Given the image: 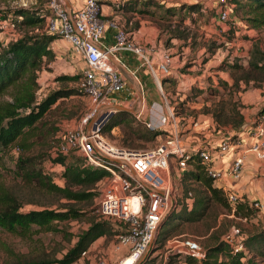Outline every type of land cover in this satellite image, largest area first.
I'll list each match as a JSON object with an SVG mask.
<instances>
[{
	"label": "rangeland",
	"instance_id": "374dc122",
	"mask_svg": "<svg viewBox=\"0 0 264 264\" xmlns=\"http://www.w3.org/2000/svg\"><path fill=\"white\" fill-rule=\"evenodd\" d=\"M162 1L167 2V4L199 2L202 9L198 11L183 9L181 12L170 13L166 11L162 4H150L148 6L144 5L142 12L136 10L138 14L133 16L139 17H129V15L125 14L117 18V21L126 31L130 32V30L135 28L136 23L138 24L139 20H141L145 27L144 30L147 31L145 35L151 37L146 44L141 45L169 50L174 62L172 61V71L167 74L162 73L160 76L162 90L166 97H163L159 89L161 103L163 104L165 99H167L169 104L174 106L178 117L179 132L182 138H185L187 126L196 115L194 110H198L192 106L193 104L207 101L212 105L218 99L224 98V100L233 99L239 105V92L254 86V83H256L254 79L246 82L243 75L247 70V60L250 57V49L253 43L264 47V25L254 26L246 21L243 17V10H235L234 12L232 10L231 15L235 16L236 23H231L229 20L219 22L216 18V10L220 7L222 0ZM120 2H123V0H120ZM37 4V0H0V11L2 13L10 11L12 15L11 22L15 23V26L11 23L7 24L0 31L3 45H6L10 40H15L25 32L31 33L40 30V28L38 29L32 25H20L18 23L19 17L12 14V10L18 7H32ZM118 7L121 8L120 4ZM122 11L129 13V11L123 9ZM180 14L184 17L180 18ZM104 18L108 20L107 16H104ZM42 30L45 31V23ZM179 34L183 36L179 37ZM213 44H216L217 47H211ZM59 49L63 50L62 53H54L55 56L51 60L44 58L41 62V67L36 71L37 80L40 84L37 90V99H41L45 94L59 87L72 86L77 89L80 88L81 78L79 80H60L57 79V76L65 73L80 76L83 68L77 66V64L78 60H84L83 56L80 54L77 57L74 54L72 55L71 49L64 46L59 47ZM234 63L238 65H234ZM70 67H75V69L71 72ZM256 76L257 79L255 80L260 81L262 74L257 71ZM10 94V90H5L0 93V99H10ZM116 104L133 110V113H130L136 115L135 106L120 102ZM94 106L95 104L90 96L83 90L80 93L61 97L43 115L41 122L38 123V128L30 136L29 140L33 142V145L28 150L45 154L41 165L51 173L54 180L59 184H63V180L60 177L63 165L51 163V158L56 156L54 150L65 130L78 127L83 114ZM201 109L202 107L199 108V110ZM110 115L105 118L104 123ZM188 118L190 121L187 120ZM139 121L140 119L135 122ZM124 131H126V124L121 123L102 134L112 146L118 147ZM163 138L164 134L161 130L155 139H137L136 144L141 150H144L160 144L163 142ZM47 152L50 158L47 157ZM0 154V179L8 188L14 190L24 202L23 209L45 205L53 208H64L62 204L66 199L43 192L15 175L17 147L4 148L0 151ZM75 160L83 162V156L77 150L69 152L66 161L73 162ZM174 165L175 162L170 163L173 179L175 180V197L177 202H179L180 198L186 195V191L190 189V186L197 187L199 183L194 180L181 182L179 178L181 174H176L173 169ZM106 184L105 180L99 182L98 189L100 193ZM100 193L92 202L89 200L72 202L73 206L81 210V214L77 218L54 220L52 226L48 228L32 224L27 236L0 227V260L20 252L27 255L38 253L48 257H61L75 243L77 235L88 226L90 219L102 218L98 210ZM177 206H181V204L177 203ZM230 214L232 213L228 211L227 206L213 201L206 215L200 220L175 221L173 224L169 223L164 226L163 231L168 230V232L163 233L165 235L162 238V243L165 244L169 237L190 236L205 247L216 239H221L223 230L235 224L236 221H240V225L246 229H252L255 226L264 224V218L261 223H255L254 216L244 221ZM110 222H112V228L90 245L92 246L89 252L90 256L88 258H79L72 264L98 263V259L101 256H109L113 260L117 258V253L114 254L113 247L115 235L121 227V222L118 220H110ZM162 225L163 223L160 222L153 242L140 259L139 264L145 258L153 259V264H178L177 260L179 259L186 261V256L168 255L164 245H157L158 228L160 229ZM213 225L218 226L211 229ZM164 254L167 255L166 258ZM91 259L95 261L91 262Z\"/></svg>",
	"mask_w": 264,
	"mask_h": 264
},
{
	"label": "trees",
	"instance_id": "16d2710c",
	"mask_svg": "<svg viewBox=\"0 0 264 264\" xmlns=\"http://www.w3.org/2000/svg\"><path fill=\"white\" fill-rule=\"evenodd\" d=\"M38 4L32 7H18L12 10L14 16L19 17L20 25H32L40 30L35 32H25L15 40H10L3 45L0 34V93L5 90L11 91L10 99H0V151L7 147H17L18 154L14 172L21 180L32 184L37 189L64 198L62 204L64 208H53L49 206L33 207L23 209L24 202L17 193L8 188L0 179V227L11 232L22 235H29L32 224L40 227H51L54 220L67 218H77L81 210L73 206L72 202L93 201L100 193L99 182L107 174V171L98 166H93L75 160L67 162V154L58 153L51 158V163H60L63 169L60 177L63 184L54 180L51 173L42 165L44 153L29 151L33 145L30 136L34 134L41 122L43 115L49 111L52 105L61 97L80 93V90L72 86L59 87L54 89L41 99H37V90L40 84L37 80L36 71L41 67L43 59L51 60L55 55L50 43L59 35L48 33L42 30L46 16L50 13L48 0H37ZM233 4V12L243 10V17L254 26L264 25V0H228ZM120 9L143 11V6L155 4L164 5L167 12L176 13L183 9L188 11H198L202 9L199 2H179L177 4H167L162 0H123L118 2ZM117 3V4H118ZM10 11L2 13L0 19L7 17ZM180 18L184 17L180 14ZM233 23L231 20H229ZM183 36L179 34V37ZM211 47L216 48L213 44ZM233 65V63H232ZM234 65H238L235 64ZM260 72L262 77L257 79L256 72ZM80 76L75 74H61L57 76L60 80H79ZM246 82L254 79V86L259 87L264 83V47L253 43L250 49V57L247 60V70L243 75ZM226 83V82H225ZM228 104V105H227ZM241 105V104H239ZM239 105L235 100L218 99L214 104L206 105L203 111L210 112L214 119L220 124H231L235 129H241L243 124V114L239 110ZM134 117V118H133ZM136 115L126 110L117 109L103 124V133L110 131L118 124L125 123L126 131L120 138V147L127 149H141L136 144L137 139L153 140L160 134L162 128H150ZM242 130V129H241ZM30 141V142H29ZM71 152V151H70ZM47 157L50 158L47 152ZM1 161V154H0ZM187 167L179 177L181 182L196 181L197 187L190 186L186 195L164 216L158 228L156 241L158 246L164 245L162 238L168 230L163 231L167 224L175 221H194L200 220L206 215L207 210L213 201L227 206L228 211L239 217H246L247 221L255 216L257 208L247 199H240L232 208L228 203L222 188L213 184L214 178L209 176L200 156L192 151L187 160ZM191 193V194H189ZM177 203L181 206H177ZM236 221L235 225L239 228V235L247 249L233 252L224 236L229 227L223 230L221 239L207 244L204 247L205 255L201 259V264H264V224L246 229ZM218 225H213L217 227ZM112 228V222L108 219H90L88 226L78 235L75 243L59 258L48 257L40 254L14 253L6 259L0 260V264H72L77 261L82 252L90 247L92 242ZM166 240V239H165ZM174 256V255H173ZM187 263H194L195 259L186 256ZM141 264H153V259L145 258Z\"/></svg>",
	"mask_w": 264,
	"mask_h": 264
},
{
	"label": "built area",
	"instance_id": "2783aa9c",
	"mask_svg": "<svg viewBox=\"0 0 264 264\" xmlns=\"http://www.w3.org/2000/svg\"><path fill=\"white\" fill-rule=\"evenodd\" d=\"M105 1L107 0H84L80 7L69 12L63 0H48L50 13L45 18V31L64 38L75 52L83 56L85 64L79 90L85 91L95 104L83 114L78 127L65 130L54 154H67L77 150L82 154L85 164L102 167L107 171L102 179L107 184L101 190L98 210L104 219L121 222V227L115 235L113 247L117 258L113 260L109 256H101L98 264H136L151 246L158 225L176 204L175 180L170 163L175 162L173 169L180 175L187 167L192 150L179 132L174 106L170 104L167 112L157 120L143 121L150 128L163 129V142L154 147L144 150L125 149L112 146L103 137L101 127L109 111L102 106H108L115 99L110 97L111 93L124 87V79L109 57L122 49L144 56L148 48L132 41L129 38L130 32L117 20L104 18L102 4ZM113 1L118 3L120 0ZM232 6L226 0L221 1L216 10L220 22L231 20L236 23L235 16L231 15ZM11 16L9 14L0 19V31L7 24L15 26L11 22ZM107 23L114 29V41L111 44L102 43ZM158 66L164 74L171 72L170 52L161 53ZM162 94L165 97L163 91ZM249 135L250 149L264 157V107L257 113ZM229 143L226 138L219 146L203 145L194 151L200 156L209 176H240L244 162L242 156L236 157L226 171L215 169L212 165L213 154L226 150ZM222 190L228 203L234 208L240 200L237 193L227 187ZM252 205L258 208L261 204L253 201ZM241 219L246 220V217ZM224 238L233 252H247L239 235V228L235 225L230 226ZM164 247L168 255L195 259L194 263L179 259L178 264H201L205 255L204 247L190 236L169 237ZM90 250H84L81 257L89 255ZM164 256L167 257L166 254Z\"/></svg>",
	"mask_w": 264,
	"mask_h": 264
},
{
	"label": "crops",
	"instance_id": "0c3cea01",
	"mask_svg": "<svg viewBox=\"0 0 264 264\" xmlns=\"http://www.w3.org/2000/svg\"><path fill=\"white\" fill-rule=\"evenodd\" d=\"M63 1L69 12L77 9L84 2V0ZM118 5L119 3L117 4L113 0L105 1L102 4L103 16H107L108 20H117L121 15L126 14L130 17L138 14L137 9L126 10L129 11L128 13L122 11ZM144 29L145 27L141 23V20H139L135 28L130 30L129 38L138 44H146L151 37L145 35L147 31ZM113 41L114 29L107 23L104 34L102 35V43L111 44ZM69 45L70 43L60 36L50 43L55 54L62 53L63 50L59 49V47L64 46L71 49V54L77 57L78 53ZM163 51L169 52L168 49L148 46L147 53L144 56L125 49L111 54L109 58L123 77L124 87L110 94V97L115 98L110 104L120 102L135 106L136 116L141 121L148 119L157 120L162 114L167 112L168 100L165 99V102L163 104L161 103L160 91L162 90V85L160 76L162 72L158 66V61ZM84 64V60H78L77 66L83 68ZM69 69L72 72L75 67H70ZM239 93V101L241 104L239 105V110L243 114V124L241 126L242 130L237 129L236 136H234L236 128L231 124H220L210 112L203 111V109L199 110L200 107H204L203 105H210L209 102L202 101L192 105L198 110H194L196 115L191 119L192 122L188 124L187 133L183 140L192 151H195L198 147H203V145L219 146L221 141L226 138L230 141L229 147L226 150L213 154L212 165L215 169L226 171L236 157L242 156L244 162L241 174L238 178L231 176L214 178L213 184L220 188L227 187L231 189L237 193L240 199H247L249 202L258 201L261 205L257 208L253 219L255 223H261L264 218V157H260L255 151L250 149L251 137L249 133L257 113L264 107V83L262 86H252ZM102 107L111 111V108L108 106ZM187 120L190 121L189 118ZM89 256L87 255L85 257L88 258ZM90 261L94 262L95 260L91 259ZM94 264L98 263L94 262Z\"/></svg>",
	"mask_w": 264,
	"mask_h": 264
},
{
	"label": "water",
	"instance_id": "95a60500",
	"mask_svg": "<svg viewBox=\"0 0 264 264\" xmlns=\"http://www.w3.org/2000/svg\"><path fill=\"white\" fill-rule=\"evenodd\" d=\"M108 107L111 108V111L109 112L108 115H110L113 110H117V109L126 110L128 112H132L133 113V110L127 109L126 107H124V106H122L120 104H116V103L110 104V106L108 105ZM136 264H139V262H137Z\"/></svg>",
	"mask_w": 264,
	"mask_h": 264
}]
</instances>
